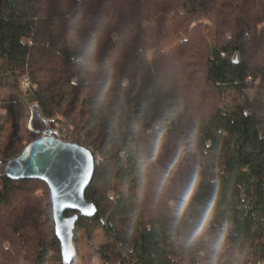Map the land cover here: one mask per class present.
Instances as JSON below:
<instances>
[{"label":"trees","instance_id":"1","mask_svg":"<svg viewBox=\"0 0 264 264\" xmlns=\"http://www.w3.org/2000/svg\"><path fill=\"white\" fill-rule=\"evenodd\" d=\"M109 2L120 12L118 27H140L124 67L138 59L147 32L156 52L146 83L164 64L173 69L156 114L179 104L182 128L199 121L203 171L189 213L177 218L171 206L175 184L160 196L137 174L127 136H117L86 98L64 39L69 0H0V264H75L81 234L89 240L99 231L107 238L96 252L101 264H264L263 110L245 96L264 94V0H92V7ZM23 76L36 88L21 99ZM228 99L235 103L230 112ZM32 106L54 120L41 134L29 125ZM56 130L95 157L85 192L95 214L65 211L77 216L71 259L56 232L49 187L5 172L32 141ZM214 200L215 220L197 237L200 211Z\"/></svg>","mask_w":264,"mask_h":264},{"label":"clouds","instance_id":"2","mask_svg":"<svg viewBox=\"0 0 264 264\" xmlns=\"http://www.w3.org/2000/svg\"><path fill=\"white\" fill-rule=\"evenodd\" d=\"M64 19V39L74 54L86 98L92 99L95 112L107 119L117 136H127L128 148L137 157V174L150 182L158 195L164 196L176 185L171 206L177 218H183L189 213L203 171L196 160L200 124L193 120L191 126L182 128L184 109L179 104L164 105L156 114L158 102L171 90L172 67L164 64L154 80L146 83L145 73L156 52L155 41L147 32L137 50L138 59L124 67L140 27L135 22L118 27L120 12L111 2L93 8L92 0H69ZM215 217L214 200L200 211L197 237L206 234ZM228 227L225 221L221 240Z\"/></svg>","mask_w":264,"mask_h":264},{"label":"water","instance_id":"3","mask_svg":"<svg viewBox=\"0 0 264 264\" xmlns=\"http://www.w3.org/2000/svg\"><path fill=\"white\" fill-rule=\"evenodd\" d=\"M94 170L95 157L90 149L61 140L50 131L6 163L10 179L40 180L49 187L56 232L68 259L76 256L72 240L77 216L67 217L65 211L88 218L95 214V207L85 198Z\"/></svg>","mask_w":264,"mask_h":264},{"label":"rangeland","instance_id":"4","mask_svg":"<svg viewBox=\"0 0 264 264\" xmlns=\"http://www.w3.org/2000/svg\"><path fill=\"white\" fill-rule=\"evenodd\" d=\"M18 93L21 96V99L28 97L32 94V92L30 91L24 92L23 90H21L20 84H19ZM233 96L234 95H231V97ZM245 96L250 101L254 100V101L260 102L261 108L263 110V113L260 117H261V120L264 121V94H262L260 91H257V90L255 91L249 90L245 92ZM234 106H235V103L233 102V100L228 99L226 103L224 104V110L230 112ZM29 116H30L29 124L31 126V129H33L34 131L39 132L41 134L44 128L48 127L46 126L48 125L47 120L45 121L43 120V118L40 117L38 110L35 106H32L30 108ZM0 171H3V167L1 168ZM106 239L107 238H105L104 233L101 231L97 232L89 240H87L85 234H81L79 248H78V258L75 264H101L98 262V257H97L96 252L100 249L101 246H103L107 242Z\"/></svg>","mask_w":264,"mask_h":264},{"label":"built area","instance_id":"5","mask_svg":"<svg viewBox=\"0 0 264 264\" xmlns=\"http://www.w3.org/2000/svg\"><path fill=\"white\" fill-rule=\"evenodd\" d=\"M19 84H20V88L21 90H23L24 92H27V91H30L32 92L33 90H35V86L31 83L30 79L28 76H23L20 81H19ZM54 123V120L53 119H50V120H47V124H53ZM58 138H62L61 140H64V141H67L69 142L68 140V137L65 133L64 130H60V131H57L54 133Z\"/></svg>","mask_w":264,"mask_h":264}]
</instances>
